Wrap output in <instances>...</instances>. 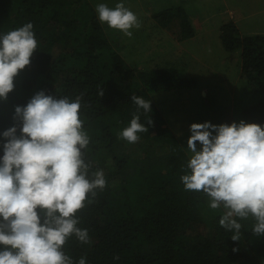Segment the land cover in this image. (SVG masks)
<instances>
[{
  "label": "trees",
  "instance_id": "trees-1",
  "mask_svg": "<svg viewBox=\"0 0 264 264\" xmlns=\"http://www.w3.org/2000/svg\"><path fill=\"white\" fill-rule=\"evenodd\" d=\"M153 17L163 28L178 26L180 40L196 35L183 6ZM28 23L37 50L32 64L15 77L7 100L0 99V159L3 132L16 126L21 134L22 122L14 119L17 106H26L41 91L70 102L79 98L89 138L82 149L88 178L97 171L109 174L104 189L89 193L76 213L77 227L88 231L89 240L83 243L75 234L66 240L62 251L73 264L82 258L85 264H264V236L252 232L254 217H234L242 227L239 240H232L235 230L219 223L227 211L223 205L212 209L206 193L186 190L181 180L190 173L191 157L166 126L154 94L192 89L197 79L181 77L171 66L130 67L90 0H0V36ZM221 39L228 51L242 50L243 75L263 94L240 115L245 123L264 127V35L243 36L231 22L221 27ZM133 95L151 101V111L138 109ZM134 116L148 131L129 143L121 133Z\"/></svg>",
  "mask_w": 264,
  "mask_h": 264
},
{
  "label": "clouds",
  "instance_id": "clouds-1",
  "mask_svg": "<svg viewBox=\"0 0 264 264\" xmlns=\"http://www.w3.org/2000/svg\"><path fill=\"white\" fill-rule=\"evenodd\" d=\"M96 11L101 23L128 37L133 35L130 29L140 27L136 15L123 3L114 9L99 4ZM36 50L32 23L0 36V99L7 100L15 77L30 65ZM131 99L138 109L151 111V101L135 95ZM80 108L79 98L70 102L43 91L26 106L15 108L14 119L22 122L21 134L17 135L16 126L3 132L6 142L0 159V264H73L62 251L66 240L75 234L81 242H88V231L77 227L75 216L88 194L95 196L106 180L103 171L88 178L89 165L82 149L87 148L89 138ZM148 124H153L151 118ZM145 131L148 128L134 116L121 135L136 143L137 133ZM190 131V173L181 177L186 190L206 193L212 209L223 205L227 211L219 223L235 230L232 240H239L242 227L234 217L251 215L256 220L252 232L264 236V127L244 121L231 125L205 122L193 123Z\"/></svg>",
  "mask_w": 264,
  "mask_h": 264
},
{
  "label": "rangeland",
  "instance_id": "rangeland-1",
  "mask_svg": "<svg viewBox=\"0 0 264 264\" xmlns=\"http://www.w3.org/2000/svg\"><path fill=\"white\" fill-rule=\"evenodd\" d=\"M95 9L105 4L114 9L123 3L137 17L133 35L102 23L111 42L130 67L150 70L174 67L181 77H195L192 89L154 94L163 116L174 128L181 146L192 157L188 139L193 123L239 124L240 112L255 104L261 94L243 75L242 50L228 51L221 39V27L234 22L243 36L264 35V0H90ZM183 6L196 35L180 40L178 26L163 28L154 15L168 7ZM32 64V62L30 63ZM26 95V92L22 94ZM201 145L197 142V150ZM164 152L168 151L166 146ZM104 178L109 171H104ZM237 264H246L243 260Z\"/></svg>",
  "mask_w": 264,
  "mask_h": 264
},
{
  "label": "crops",
  "instance_id": "crops-1",
  "mask_svg": "<svg viewBox=\"0 0 264 264\" xmlns=\"http://www.w3.org/2000/svg\"><path fill=\"white\" fill-rule=\"evenodd\" d=\"M163 114V113H162ZM165 118V117H164ZM166 120V119H165ZM166 126H168L174 133H175V130L174 128L169 124L168 120H166ZM176 134V133H175Z\"/></svg>",
  "mask_w": 264,
  "mask_h": 264
}]
</instances>
